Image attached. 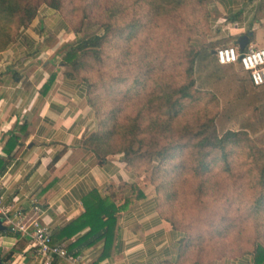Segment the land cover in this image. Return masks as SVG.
I'll return each mask as SVG.
<instances>
[{
    "label": "trees",
    "instance_id": "1",
    "mask_svg": "<svg viewBox=\"0 0 264 264\" xmlns=\"http://www.w3.org/2000/svg\"><path fill=\"white\" fill-rule=\"evenodd\" d=\"M69 1L72 13L83 10L81 22L89 17L99 26L82 35L76 27V40L62 51L61 66L86 84L95 111L96 129L83 145L100 163L121 155L138 180L119 191L110 186L108 195L97 188L89 191L84 211L52 231V245L63 247L66 257L52 254L48 264H73L69 259L99 243L104 244L100 259L109 256L122 214L146 197L140 177L149 172L157 212L183 234L177 260L158 264H214V257L237 255L264 264V142L255 124L221 131L220 98L197 76L200 64L220 65L215 46L191 41L211 33L210 1L81 0L86 4L78 5L76 0H0V54L31 26L41 6L61 14ZM185 31L190 36L183 35V47L175 50L171 35ZM56 76L52 73L43 93ZM29 134L27 123L12 129L0 175ZM176 199L190 209L186 223L168 215ZM209 250L214 257L209 258Z\"/></svg>",
    "mask_w": 264,
    "mask_h": 264
},
{
    "label": "crops",
    "instance_id": "2",
    "mask_svg": "<svg viewBox=\"0 0 264 264\" xmlns=\"http://www.w3.org/2000/svg\"><path fill=\"white\" fill-rule=\"evenodd\" d=\"M209 1L211 33L206 42L215 46L213 53L221 45L239 48L242 37L248 38L246 48L264 49V0ZM76 37L60 13L42 6L31 26L0 54V157H8L4 147L16 124L27 123L30 132L24 146L0 175L3 205L10 217H21L27 225L37 219L53 232L84 211L83 198L92 189L108 195L110 186L119 191L122 185L138 180L126 168L121 155L109 156L100 163L83 145L84 139L96 129L95 111L88 103L86 84L68 76L71 70L61 66L63 46ZM221 66L213 67L218 70ZM52 73L57 76L43 93L41 89ZM241 78L247 97L251 90L256 110H263L264 85L255 86L249 74ZM145 191L146 197L119 219L109 256L100 259L104 244L99 243L84 250L72 263L175 262L183 234L160 217L154 190L146 185ZM36 207L41 211L36 212ZM32 242L18 231L0 235L2 262L48 264L52 255L39 254ZM18 245L22 249L14 251ZM215 264L236 263L223 260ZM238 264L247 262L242 260Z\"/></svg>",
    "mask_w": 264,
    "mask_h": 264
},
{
    "label": "rangeland",
    "instance_id": "3",
    "mask_svg": "<svg viewBox=\"0 0 264 264\" xmlns=\"http://www.w3.org/2000/svg\"><path fill=\"white\" fill-rule=\"evenodd\" d=\"M76 1H77L76 4L78 5L86 4V2L81 0H76ZM71 7L72 4L69 1L68 6L64 9V12L60 14L62 15L64 22L67 24L69 31L74 33V30L76 31V27H77V28H81L82 31L81 35L97 32L99 26L95 23L94 19L88 17V19L83 20V22H81L79 16L83 15V10L82 9L78 10V15H77L76 13H72ZM95 14L96 12L92 10L90 15L93 16ZM210 16H211V12H210ZM180 33L181 34L179 35H175V34L171 35L172 36L171 44L173 45V48L175 50H177L179 47H183V43L185 41L184 38L185 34L188 37L190 36L189 31L180 32ZM206 37L207 36L196 35L193 37L191 41L203 46L207 44ZM227 46H231V45H221L218 48L227 47ZM248 48H245L244 51H246ZM244 51H240V52H244ZM203 65L204 64L198 65L197 76L199 77L200 80L199 82L200 84H202L203 87L215 91L220 98L222 104L221 119L219 121L220 130L223 131L228 127L233 129H238L239 127H241V125L255 124L259 129V134H257V137L261 139L262 142H264V114L263 115L260 114L262 110L261 108H260L261 110L259 109V111L256 110L255 108L256 103H252L253 101L250 98L251 90H249L248 92L249 96L247 97V91L244 88V83L240 81L242 79L241 76L243 74L246 75L248 73L245 72L241 67V65L239 64L223 65L218 70H215L213 66H211V68H203ZM69 69L71 70V68ZM140 180L142 184H145V187L146 185L150 186L155 192V186L151 184L150 172L140 177ZM230 190L233 191L231 192L232 194L236 193L231 187ZM220 205L221 203H219V206ZM172 206L173 208L171 207L167 209L168 215H170L172 218L178 219L181 224H183L184 221L186 223L187 219L191 218L192 214L190 213V209L187 208L188 206L185 205L182 200L176 199ZM230 242L231 240L227 241V243ZM208 254H210L209 258H212L214 257L216 252L213 251L212 253H210L209 250ZM228 257L229 256H221L220 258L214 257L215 259L213 263L215 264L217 262H222L223 260L233 261L236 264L240 263V261L242 260L243 261L246 260L247 264L251 263L249 262L248 259H246V257H248L247 255L245 256L237 255V258H228Z\"/></svg>",
    "mask_w": 264,
    "mask_h": 264
},
{
    "label": "built area",
    "instance_id": "4",
    "mask_svg": "<svg viewBox=\"0 0 264 264\" xmlns=\"http://www.w3.org/2000/svg\"><path fill=\"white\" fill-rule=\"evenodd\" d=\"M217 61L222 65L239 64L243 70L249 73L250 79L255 86L264 85V49L249 47L246 51L240 52L238 47L227 46L216 50ZM41 209L36 207V212ZM0 218L7 222L8 229L18 231L32 239L33 246L41 255L57 254L66 257V250L63 247L52 245V230L49 226L43 225L37 219L31 220L27 225L23 218H12L3 205V196L0 186ZM8 231V230H7ZM7 231L3 232L6 233ZM1 233L0 235H3ZM68 259V258H67ZM75 262V259H69Z\"/></svg>",
    "mask_w": 264,
    "mask_h": 264
},
{
    "label": "water",
    "instance_id": "5",
    "mask_svg": "<svg viewBox=\"0 0 264 264\" xmlns=\"http://www.w3.org/2000/svg\"><path fill=\"white\" fill-rule=\"evenodd\" d=\"M248 45V38L247 37H242L239 41V49L240 51H244L245 48ZM215 53V51H214ZM5 220L0 218V234L8 230V226L4 224ZM0 264H4L2 262V259L0 257Z\"/></svg>",
    "mask_w": 264,
    "mask_h": 264
}]
</instances>
